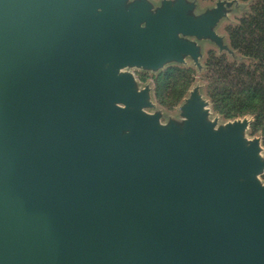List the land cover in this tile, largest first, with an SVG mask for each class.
Returning <instances> with one entry per match:
<instances>
[{"label": "water", "instance_id": "water-1", "mask_svg": "<svg viewBox=\"0 0 264 264\" xmlns=\"http://www.w3.org/2000/svg\"><path fill=\"white\" fill-rule=\"evenodd\" d=\"M126 1L0 0V264H264L252 122L162 126L121 72L223 49L225 2Z\"/></svg>", "mask_w": 264, "mask_h": 264}, {"label": "rangeland", "instance_id": "rangeland-1", "mask_svg": "<svg viewBox=\"0 0 264 264\" xmlns=\"http://www.w3.org/2000/svg\"><path fill=\"white\" fill-rule=\"evenodd\" d=\"M136 0H127L126 6ZM151 5V12H155L162 6L164 1L171 3L176 0H146ZM254 0H185L192 6L189 15L199 17L216 7L218 2H225V11L221 20L214 30L222 38L223 49L210 39H197L195 37H183L193 42L199 48L198 62L195 63L191 57L184 56L182 62L170 61L157 69H146L138 67H127L122 73L131 74L137 91L147 90L150 107L142 109L146 115H158L159 123L167 126L170 122L182 127L185 118L182 115V107L186 104L193 90H197L202 100L206 103L207 120L215 125V129L225 128L228 124L247 118L252 122L250 116L239 118H225L213 107V103L207 96V73L209 57H225L228 61L237 63H248V58L239 54L231 47L230 33L238 25L241 17L248 12ZM172 74L170 81H162L167 72ZM179 84V87L176 85ZM247 142L254 139L259 140V156L264 161V143L262 133H251L250 126L244 132ZM264 185V170L256 177Z\"/></svg>", "mask_w": 264, "mask_h": 264}, {"label": "trees", "instance_id": "trees-1", "mask_svg": "<svg viewBox=\"0 0 264 264\" xmlns=\"http://www.w3.org/2000/svg\"><path fill=\"white\" fill-rule=\"evenodd\" d=\"M229 39L231 47L249 61L209 57L207 96L225 118L250 116L251 133H262L264 143V0L252 2ZM171 77L169 71L162 81Z\"/></svg>", "mask_w": 264, "mask_h": 264}]
</instances>
